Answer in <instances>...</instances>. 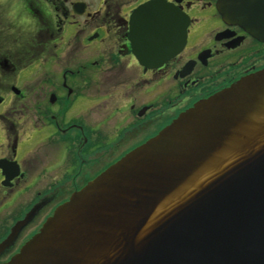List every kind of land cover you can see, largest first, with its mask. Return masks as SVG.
<instances>
[{
	"label": "flooded vegetation",
	"instance_id": "1",
	"mask_svg": "<svg viewBox=\"0 0 264 264\" xmlns=\"http://www.w3.org/2000/svg\"><path fill=\"white\" fill-rule=\"evenodd\" d=\"M41 25L0 54V264L54 210L197 103L264 69V0H26ZM159 3L185 43L161 65L135 12ZM11 27V26H10ZM19 33V29H17Z\"/></svg>",
	"mask_w": 264,
	"mask_h": 264
},
{
	"label": "water",
	"instance_id": "2",
	"mask_svg": "<svg viewBox=\"0 0 264 264\" xmlns=\"http://www.w3.org/2000/svg\"><path fill=\"white\" fill-rule=\"evenodd\" d=\"M161 65L185 25L136 12ZM5 264H264V69L197 103L57 207Z\"/></svg>",
	"mask_w": 264,
	"mask_h": 264
},
{
	"label": "clouds",
	"instance_id": "3",
	"mask_svg": "<svg viewBox=\"0 0 264 264\" xmlns=\"http://www.w3.org/2000/svg\"><path fill=\"white\" fill-rule=\"evenodd\" d=\"M42 14L56 26L58 12L49 0H44ZM40 27L39 17L29 11L26 0H0V54H6L14 47L8 40L10 35H35Z\"/></svg>",
	"mask_w": 264,
	"mask_h": 264
}]
</instances>
